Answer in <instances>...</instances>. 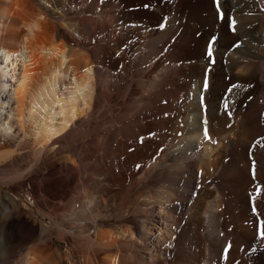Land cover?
Returning a JSON list of instances; mask_svg holds the SVG:
<instances>
[{"label":"bare ground","instance_id":"6f19581e","mask_svg":"<svg viewBox=\"0 0 264 264\" xmlns=\"http://www.w3.org/2000/svg\"><path fill=\"white\" fill-rule=\"evenodd\" d=\"M0 140V264H264V0H0Z\"/></svg>","mask_w":264,"mask_h":264},{"label":"rangeland","instance_id":"374dc122","mask_svg":"<svg viewBox=\"0 0 264 264\" xmlns=\"http://www.w3.org/2000/svg\"><path fill=\"white\" fill-rule=\"evenodd\" d=\"M3 143L4 141L0 140V146H2ZM29 161H30V158L25 157V159L23 160H19L17 162L10 164L6 168L0 169V188L4 192H10V194L15 200V204L12 206L13 210L12 208L11 210L12 212L20 215L19 216L20 219L17 217L20 221V224L18 223V226L14 227L12 225V221L8 220L6 222L4 217H2L5 214L4 213L1 214L0 212V218H1L0 224L4 223L5 221L6 225L8 226V230L13 231L10 233L12 234L14 233V235L18 239H20L25 234V232L29 233L30 231L34 229V227L38 228L40 226L39 222L43 223L45 226L50 228L51 244L55 247L62 248L63 250H70L71 253L74 254L75 260L78 262L79 256H80V251H78L80 248L78 241L76 239H73L72 241H67V240L62 241V239L60 240V238L57 237V231L54 226L53 220L48 219L47 216L42 214V212L40 211V208H39L40 196L38 194V189H39V186L41 185L39 178H40V174L43 168H41L42 167L41 165H37V164L33 168H31L32 166L30 165L32 163ZM53 162H54L52 164L53 167H56L58 165V161L56 162V160H53ZM29 173L32 175L30 176ZM29 214L30 215L32 214L33 216L31 215L32 217H30ZM34 218L36 220V223H33V221H31V220H34ZM28 220H29V223H28ZM21 221L25 224L27 223V225L23 224L22 226ZM37 221L39 222L37 223ZM16 232H18V234H16ZM57 238H59V240ZM74 241H77V242L74 243Z\"/></svg>","mask_w":264,"mask_h":264},{"label":"snow or ice","instance_id":"6c2138e0","mask_svg":"<svg viewBox=\"0 0 264 264\" xmlns=\"http://www.w3.org/2000/svg\"><path fill=\"white\" fill-rule=\"evenodd\" d=\"M101 3H103V0H101ZM216 3H217V7L219 8L220 7V0H216ZM219 18L221 20L224 19V12L223 11H220L219 12ZM236 20L235 18H230V29L231 31L235 32L236 31ZM161 27H163V25H161ZM216 42V38L213 37L212 40L209 42L208 44V47H207V56L209 58H212L213 57V44ZM236 47H239V44L235 45ZM211 63H215V59L213 58L211 61ZM207 71V70H206ZM238 87V85H235L233 84L231 88H229L228 90L229 91H232L234 88ZM209 88V81L207 79V76L205 77L204 79V83H203V89L204 90H207ZM204 101V97H201V102L203 103ZM225 107L227 108V105H225ZM229 115H231V113L229 112ZM205 125H206V122H205ZM229 127H231V124L228 125ZM204 136L205 138L207 139H211V137L209 136V133H208V128L207 126H205L204 128ZM261 236L264 237V222H262V230H261ZM171 245H169L170 247Z\"/></svg>","mask_w":264,"mask_h":264}]
</instances>
